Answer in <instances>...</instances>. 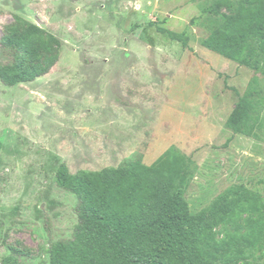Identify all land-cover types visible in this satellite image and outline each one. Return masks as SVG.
I'll list each match as a JSON object with an SVG mask.
<instances>
[{"label":"rangeland","instance_id":"1","mask_svg":"<svg viewBox=\"0 0 264 264\" xmlns=\"http://www.w3.org/2000/svg\"><path fill=\"white\" fill-rule=\"evenodd\" d=\"M214 1L0 0V66L12 61L4 39L31 24L45 33L28 65L52 54L46 43L59 54L35 81L0 79V264H50L46 250L72 237L78 198L57 184L62 163L110 172L133 157L152 166L174 148L196 163L193 213L233 187L264 200V110L253 136L227 124L240 96L264 94V74L203 45ZM258 217L232 216L218 239L248 233Z\"/></svg>","mask_w":264,"mask_h":264},{"label":"trees","instance_id":"2","mask_svg":"<svg viewBox=\"0 0 264 264\" xmlns=\"http://www.w3.org/2000/svg\"><path fill=\"white\" fill-rule=\"evenodd\" d=\"M223 6L230 12H221ZM204 12L214 30L203 45L264 74V0H239L237 7L232 0H215ZM160 31L188 45L184 32ZM44 33L31 24L4 39L2 48L12 61L0 66L3 83L32 82L50 72L59 59L51 43L44 46L52 52L44 63L28 65V59L38 58L37 38ZM263 110L264 94L252 87L240 96L227 124L236 133L253 136ZM195 172L194 160L174 148L152 166L133 157L110 172L73 173L62 163L56 181L78 198V223L71 238L46 250L50 264H252L258 255L264 257L262 196L228 188L205 211L193 213L187 192ZM249 212L259 217L249 219L248 233L218 239L219 226Z\"/></svg>","mask_w":264,"mask_h":264}]
</instances>
